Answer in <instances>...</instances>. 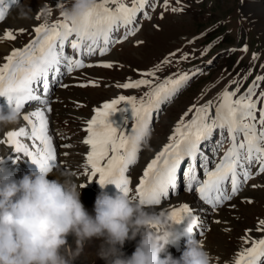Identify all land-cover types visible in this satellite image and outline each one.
Wrapping results in <instances>:
<instances>
[{"label": "rangeland", "instance_id": "374dc122", "mask_svg": "<svg viewBox=\"0 0 264 264\" xmlns=\"http://www.w3.org/2000/svg\"><path fill=\"white\" fill-rule=\"evenodd\" d=\"M59 1L23 0L13 10L4 22L5 29L10 30L12 27L15 31L21 32L22 28H29L33 32L32 35L21 37L16 42L19 49L34 38L36 24H49L50 20L55 23L63 19L60 11L52 12L51 18L41 15L45 5L53 2V6H57ZM147 1L148 13L138 17L145 11ZM147 1L144 0L145 7L135 13L132 23L113 32V43L107 47V51L103 54L97 50L76 55L74 58L81 59L83 67L72 71L62 68L60 74L63 76V82L59 92L54 96L52 103L54 114L51 116L50 124L52 132L57 131L60 140V145H54L57 157L60 164L67 167H62V170L60 167L55 168L49 179L59 176L61 172L72 171V174L82 181L99 183L98 175L90 177L84 172L86 155L90 151V146L82 142L88 135L85 131L86 118L95 115L94 108L103 107L105 102H111L121 95L136 97L139 100L149 91L148 86L122 88L119 85L142 79L151 80L155 85L164 80L187 76V80L182 82L175 94L159 104L157 117V110L153 112V118L148 125L150 135L146 143L140 145L139 153L142 154L138 156L136 166L138 173L145 161L151 160L158 152L159 145L168 142V137L181 117L184 116L185 121L191 120L195 111L193 106L199 107L209 101L215 106L219 103L221 93L229 89L231 84L233 87L237 84L240 93L244 94L253 84L256 85L254 87L256 89L264 86V79L257 80V77H264V0ZM63 3L64 7L70 5L69 2ZM124 3L131 7L133 0H124ZM108 6L115 7L111 4ZM22 9L27 13L26 16L22 15ZM33 16L38 18L33 21ZM119 34L123 37V42L118 41ZM227 39L232 41L228 42ZM7 49L6 46H0V51ZM65 51L69 55L73 54L70 46H66ZM88 61H92V65L87 68ZM206 61L209 64H206ZM107 63L111 67H105ZM206 65L211 67L208 72L205 71ZM152 72L155 73L154 76L147 75ZM77 76L82 77L79 85L73 80V77ZM263 102L264 100H261V103ZM257 107L264 105L257 104ZM189 108H193V112L185 116ZM112 111L109 121L121 125L123 118L131 114V105L121 102L115 105V110ZM125 126L129 129L131 121ZM14 128L15 126L0 130V138L6 140V133ZM4 144L8 149H14L7 142ZM62 149L65 152L62 153ZM6 157L8 154L3 153L0 145V160ZM0 163L3 166V162ZM12 163L9 159L4 165L6 168L4 172H7ZM258 166L256 163L252 164L254 169ZM73 175L72 179L81 188V200L92 213L96 196L83 191L84 188L81 187L83 182ZM187 196L194 198L191 195ZM239 198L240 201L237 200L230 209L232 211L225 208L215 216L216 218L214 217V225L218 219L219 222L221 219L225 223H222L223 226L221 223L213 226L211 235L205 237L204 246L212 255V264H234L235 255L241 251L245 243L242 238L246 236L247 231L248 238L260 234L264 236V232L260 231V225H256L264 218V173L255 172L250 178V184L242 188ZM210 238L213 239L212 245L208 243ZM126 242L129 244L125 243L123 250L128 245L137 244L135 240ZM101 244L102 241L96 239L86 242L83 251L74 258L73 264H106L98 255ZM69 245L73 250L76 248L71 237ZM249 245L250 243L247 247Z\"/></svg>", "mask_w": 264, "mask_h": 264}, {"label": "snow or ice", "instance_id": "6c2138e0", "mask_svg": "<svg viewBox=\"0 0 264 264\" xmlns=\"http://www.w3.org/2000/svg\"><path fill=\"white\" fill-rule=\"evenodd\" d=\"M4 3L5 0H0V20L5 18ZM11 3L15 4L16 0H11ZM143 3L144 0H133L129 7L124 0H96L95 5L76 20L69 22L61 15V21L35 27L36 35L27 45L13 49L4 57L5 62L0 64V97L5 98L7 106L15 107L20 114L28 102H36L37 106L22 115L26 126L8 131L6 141L0 140V144L7 142L16 153L30 157L40 170L51 171L58 159L46 115L52 110L49 99L50 77L59 73L62 66L67 71L83 67L82 60L74 58L76 55L97 50L103 54L107 51V47L113 43V32L132 23ZM109 4L115 7H109ZM15 38L12 32L3 36V39ZM66 46H70L72 55L66 53ZM147 75L154 76L155 73ZM262 79L264 77H257V80ZM185 80L187 76L164 80L155 85L148 79L119 85L122 88L148 86L149 91L139 100L121 95L105 103L103 109L94 110L95 115L87 121L85 129L88 135L82 141L90 146L83 166L84 172L90 177L98 175L99 185L113 184L130 196L131 181L125 173L129 165L137 161L140 150L134 137L137 133L147 135L153 112L160 103L174 95ZM253 88L239 97L238 88L225 90L215 106L211 101L199 107L193 106L195 111L191 120L185 121L182 116L176 123L168 142L147 164L131 198L143 206L160 205L170 190L177 187L183 164L187 190L191 191L195 187L200 198L215 208L231 199L240 190L241 183L250 178L249 165L258 164V170L264 173V107H257L264 100V93L253 100ZM121 102L131 105L134 123L130 130L108 120L110 110H115V105ZM193 108H189L184 115L193 112ZM216 131L226 132L230 144L213 168L205 169L201 162V178L197 166L201 144ZM21 138L31 141V144L22 142ZM229 184L231 194L226 188ZM190 211L185 205L171 210L169 216L179 225L184 223L182 213L190 214ZM258 223L260 231L264 232V219ZM200 234L203 235L202 232ZM244 242L250 243V246L234 258V264H259L264 259V238L249 241L245 236Z\"/></svg>", "mask_w": 264, "mask_h": 264}, {"label": "clouds", "instance_id": "9594fccd", "mask_svg": "<svg viewBox=\"0 0 264 264\" xmlns=\"http://www.w3.org/2000/svg\"><path fill=\"white\" fill-rule=\"evenodd\" d=\"M95 3L70 0V6L60 8V15L71 22ZM45 14L51 17L47 6ZM22 15H27L23 9ZM20 120L15 107L0 105V130ZM149 135V131L146 136L137 133L134 140L141 145ZM50 175L37 167L19 179L9 176L0 181V264H73L84 244L93 239L102 241L98 255L106 264H212V255L194 233L197 217L180 230L165 212L146 208L120 190L109 194L101 185L90 213L71 173L61 172L52 179ZM137 237L135 250L125 255V242ZM181 238L185 247L177 258L168 247Z\"/></svg>", "mask_w": 264, "mask_h": 264}, {"label": "bare ground", "instance_id": "6f19581e", "mask_svg": "<svg viewBox=\"0 0 264 264\" xmlns=\"http://www.w3.org/2000/svg\"><path fill=\"white\" fill-rule=\"evenodd\" d=\"M9 18V17H8ZM7 20V19H6ZM3 46V45H2ZM7 50H5V52H6ZM0 52H4V51H0ZM60 73V72H59ZM59 73H57V74H59ZM61 87V86H60ZM59 87V88H60ZM35 108H29V109H25V110H23L22 111V113H21V116L24 114V113H26L27 111H31V110H34ZM52 115H53V113H52ZM21 126H26V122L25 121H23V122H19L17 125H15V128L13 129V130H18V128L19 127H21ZM11 131V130H10ZM51 135V134H50ZM52 136V135H51ZM53 137V136H52ZM22 139V141L23 142H30V144H31V141H27L25 138H21ZM0 140H2L1 138H0ZM6 141V140H5ZM1 145V147H2V150H3V153L6 155V154H8L9 152L11 153V151L12 150H8V148H7V146L3 143V144H0ZM14 150V149H13ZM63 152H65V151H63V149H62V153ZM9 155V154H8ZM24 156V155H23ZM26 157V156H25ZM11 160H12V166H10V168L7 170V172L6 173H11V172H14V170H15V168H16V166H18L19 165V163H18V160H17V157H12V158H10ZM16 166H15V165ZM30 166V165H29ZM59 167L61 168V170H62V167H67L66 165H62V164H59ZM37 168V167H36ZM35 168V169H36ZM54 169L55 168H53L51 171H49L50 173H52L53 171H54ZM58 174V173H57ZM3 176V180L6 178V177H9V176H11L12 177V175H4V174H2ZM53 175V174H52ZM58 176V175H57ZM49 177H51V176H49ZM84 188V187H83ZM83 191H87V192H89L88 190H86V189H84ZM90 193H92V192H90ZM93 194V193H92ZM171 195H172V193L170 192L169 193V197H167L166 198V200H168L167 202H162V204H161V207L163 208V210H166V214L169 216V214H170V211L171 210H173V209H176L177 207H183V206H187L188 208H189V206H191V204H193L192 203V201H195V199L194 198H192V197H190V196H187V195H184V194H179L178 196H174V197H171ZM182 195V196H181ZM172 198H174L171 202H170V200L172 199ZM88 199V198H87ZM89 199H91V198H89ZM88 199V200H89ZM90 204V203H89ZM165 204V205H164ZM163 205V206H162ZM229 205H230V203H228V204H226L224 207H223V209H225V208H228L229 207ZM90 207H92V206H90ZM176 207V208H175ZM222 209V210H223ZM90 210H91V208H90ZM221 210V211H222ZM229 211H232V210H229ZM226 213V212H225ZM230 213V212H229ZM223 214V213H222ZM182 216H183V218H184V223L185 222H187L188 221V217L186 216V214H184V213H182ZM195 217H197V215H194ZM216 218V217H215ZM215 218H213V219H215ZM218 218V217H217ZM219 220V219H218ZM174 222V221H173ZM179 226V228H183V223H181V224H179L178 225ZM257 231H255V233H256ZM261 235V234H260ZM139 240V237H137V239L135 240L136 242ZM98 241V240H97ZM135 242V243H136ZM207 243V242H206ZM208 243H210V245H212V243H213V239L212 238H210L209 239V242ZM206 246H207V244H206ZM241 246V245H240ZM248 246V244H246V243H244L243 244V248H241L240 250L242 251V249H244V248H246ZM207 249V248H206ZM184 250V247H181V248H179L175 253H174V257H179L180 255H181V253H182V251ZM240 251V252H241ZM238 252V251H237ZM239 252V253H240ZM239 253H237L235 256H237Z\"/></svg>", "mask_w": 264, "mask_h": 264}, {"label": "trees", "instance_id": "16d2710c", "mask_svg": "<svg viewBox=\"0 0 264 264\" xmlns=\"http://www.w3.org/2000/svg\"><path fill=\"white\" fill-rule=\"evenodd\" d=\"M226 41L230 42V41H232V40H228V39H227Z\"/></svg>", "mask_w": 264, "mask_h": 264}]
</instances>
